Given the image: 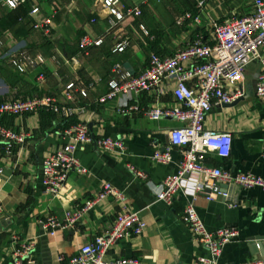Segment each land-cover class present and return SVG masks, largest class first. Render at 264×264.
<instances>
[{
	"label": "crops",
	"instance_id": "crops-1",
	"mask_svg": "<svg viewBox=\"0 0 264 264\" xmlns=\"http://www.w3.org/2000/svg\"><path fill=\"white\" fill-rule=\"evenodd\" d=\"M122 1L126 5H142L144 15L147 10L155 9L158 12L154 10L156 18L150 23L142 21L144 28L140 23L135 29L126 24V27L110 31L117 22L115 19L111 22L102 10L100 0H39L40 12L36 16L53 21L51 36L32 30L40 35V42H35L29 30L24 37L12 34L11 30L18 29L21 23L8 29L0 27V35L6 39L4 42L12 43L8 47L4 44L5 57L2 60L20 48L26 49L33 59L38 56L45 59L21 76L20 90L0 76V98H8L12 95H9L10 91H14L15 96L19 92L17 95L22 97L55 94L63 102L66 85L74 82L72 105L80 108L72 119H62L48 110L1 117L5 125L25 129L30 136L24 144L15 146L12 154H6L4 143L0 141V198L3 202L0 264H13L16 247L29 240L35 241L32 254L35 264H68L83 245L111 227L122 210L123 201L116 197L101 201L75 227L61 230L54 236L45 232L41 221L50 215L62 216L66 210L100 192L105 182H111L122 191L128 207L138 211L148 223L142 235L127 237L114 244L105 256L107 260L135 258L138 264H197L199 257L207 255L204 246L181 219L191 198L187 193L193 192L199 175L185 176V192L183 189L177 194L172 205L156 200V190L165 176L176 171L182 161L183 149L174 147L173 161L169 164L155 163L151 155L156 149L164 150L170 146L169 131L179 122L168 117L150 120L142 113L128 115L118 112V106L137 102L133 94H121L106 104H99L97 99L106 92L115 63L120 62L135 73H141L148 66L152 53L170 55L191 42L199 30L203 31L205 40L208 39L211 33L204 24L231 14H248L253 10L254 0H206L205 8L201 10L204 24L199 28L191 24L183 27L175 24L174 9L164 12L155 8L163 0ZM196 1L184 2L183 7L191 10ZM9 10L1 13L0 18ZM157 15L160 17L158 21ZM93 18L96 19L94 23ZM127 21L124 19L122 25ZM87 34L103 37V42L81 52L80 39ZM134 35L137 43L130 44L129 37ZM125 41L127 46L123 51L115 50ZM260 70L258 61L249 64L242 82L244 95L230 105L213 107L205 120V127L233 135L231 155L221 159L211 153L210 162L234 173L251 172L264 178V98L256 95ZM82 89L87 95L81 94ZM139 100L145 108L156 101L153 93L144 94ZM159 102L172 105L175 99L169 93ZM78 120L88 122L96 140L105 136L123 138L128 154L122 157L106 152L94 140L83 145L77 150V156L88 172L71 174L66 187L54 197L42 185V161L51 152L62 148L64 129ZM128 164L144 172L146 178L134 177ZM223 189L229 192L226 199L218 196L208 200L199 196L195 202L210 230L223 227L238 230V235L224 247L220 260L243 264L264 258V188L245 189L224 184ZM254 237H263L262 247L252 251L249 240Z\"/></svg>",
	"mask_w": 264,
	"mask_h": 264
},
{
	"label": "built area",
	"instance_id": "built-area-1",
	"mask_svg": "<svg viewBox=\"0 0 264 264\" xmlns=\"http://www.w3.org/2000/svg\"><path fill=\"white\" fill-rule=\"evenodd\" d=\"M24 0H4L14 9ZM102 10L115 20L128 17H141L140 5H126L122 0H100ZM206 0H197L194 10H185L176 20L178 26L203 25L201 10ZM38 5L32 7L29 16L34 20V29L51 36L53 21L50 18H37ZM143 28L144 26L141 25ZM211 33L205 40L203 31H198L191 42L177 48L170 55L152 53L148 66L135 73L122 63H115L112 78L106 92L97 101L106 104L121 94H133L137 102L128 106H118V112L128 115L144 114L150 120L164 117L173 118L178 126L169 131L170 146L164 150L156 149L151 159L158 164L173 161L174 147L183 149V159L174 172H169L156 190V200L172 205L177 194L184 189V178L188 174H198L199 180L193 192L187 193L191 198L184 207L181 219L189 227L194 238L207 251V255L198 258L197 264H234L220 260L224 247L238 235L233 227L210 230L201 218L196 200L204 196L213 200L218 196L229 197L223 189L224 184H235L245 189L264 188V178L251 172L234 173L208 160L211 153L225 159L231 155L233 135L230 132L209 130L205 120L217 105L232 104L244 95L242 82L250 63L258 61L261 70L258 75L256 95L264 98V0H254L253 10L244 15L231 14L214 18L204 24ZM103 37L95 38L89 34L80 39L79 48L86 52L90 46L100 45ZM127 42L119 43L115 50L123 51ZM5 57L4 42L0 38V60ZM38 60V61H37ZM43 56L33 59L26 49L12 56L11 63L21 72L34 68L44 62ZM64 101L55 94H38L31 97L12 95L0 100V141L4 143L6 154H12L15 146L22 145L30 133L25 129H15L5 125L1 117L5 115L22 116L42 110L51 111L62 119H72L80 108L72 105L75 83L66 85ZM82 95H87L85 89ZM153 93L155 102L150 107L141 106L140 98ZM171 93L175 99L172 105L159 104L160 99ZM64 145L47 155L42 161L41 181L44 189L54 197L66 187L71 174L84 175L88 168L77 156V150L90 143L93 138L89 124L78 120L70 123L63 131ZM98 146L122 157L128 154L125 140L120 137L105 136L96 140ZM264 158V150H263ZM136 178H146V174L136 166L127 165ZM185 192V189H184ZM116 197L123 206L111 227L103 234L97 235L91 242L83 245L68 264H138L135 258L107 260L109 249L117 242L131 236L142 235L148 227L146 220L138 211L131 210L126 204L122 191L117 190L111 182H105L100 192L89 197L62 216L50 215L42 220L45 232L56 235L59 231L75 227L83 216L101 201ZM3 202L0 198V212ZM16 241V240H15ZM35 241L21 242L13 254V264H35L33 249ZM243 264H264V258L252 259Z\"/></svg>",
	"mask_w": 264,
	"mask_h": 264
},
{
	"label": "rangeland",
	"instance_id": "rangeland-1",
	"mask_svg": "<svg viewBox=\"0 0 264 264\" xmlns=\"http://www.w3.org/2000/svg\"><path fill=\"white\" fill-rule=\"evenodd\" d=\"M189 0H163V1H160V6H158V5H155V8L156 9H158L159 11L161 10V9H163L164 10V12L165 11H172L173 9H174V11H175V15H176V17H175V19L177 20V18L186 10L184 7H183V3L184 2H188ZM24 2H30L31 3V5H32V7H34V6H36L37 4H39V0H24ZM23 2V3H24ZM151 2H153V0L151 1ZM166 2V4H164ZM149 6H151V5H149ZM7 8H10V7H8V5L6 4V3H4V0H0V16L4 13V11L5 10H7ZM150 8V7H149ZM181 8H183V9H181ZM148 9V8H147ZM155 9H152V10H147V14L146 15H142L140 18H138V17H128V18H126V19H128V23H123V25H122V22L124 21V19H122V20H115V22H117L116 23V25H114V26H109L111 29H109L110 31L112 30V29H116V30H119L120 28H122L123 26H125L126 27V24H129L130 26H131V28H133V29H135V27H136V25L138 24V23H140L139 25H143V23H142V21H145L146 23H150V20L151 19H155L156 17H155V15H154V12L156 11H154ZM157 12V11H156ZM2 13V14H1ZM158 13V12H157ZM160 13H162V12H160ZM163 14V13H162ZM108 17H110L111 18V22H112V20L113 19H115V17H112V16H109V15H107ZM158 20H160V17L157 15V21ZM176 20H175V24H177L176 23ZM93 23L94 22H96V19H92L91 20ZM144 22V23H145ZM148 25V24H147ZM19 26V28L18 29H15V28H13L11 31H12V34L14 35V34H16V35H18L19 37H24V36H26L27 35V31L29 30V31H31V34H33V40L35 41V42H40V38L38 37V36H40L39 34H37L36 32H34L33 31V33H32V30H35L34 29V20L33 19H30V20H27V21H25V22H21V24L20 25H18ZM145 29L147 30V28H146V26H145ZM0 33H2V32H0ZM4 35V34H3ZM18 37V38H19ZM0 38L3 40V42H4V40H6V39H4V37H2V35H0ZM136 42L137 43V37H136V35H134V36H132V38L131 37H129V42H130V44H133V42ZM4 44H5V46L6 47H8L9 45H11V44H9L8 43V40L6 41V43L4 42ZM21 50H23V48H20V49H17V50H15V51H12L11 52V55H9L8 56V58L7 59H5V60H0V76H3V77H5V78H7L8 79V81L10 82V84L12 85V86H15L18 90H20L19 89V87H18V85H19V83L21 82L20 80H21V76L23 75V74H26L28 71H29V69L27 68L25 71H23V72H21V71H19L12 63H11V59H12V56L13 55H15V54H17V53H19ZM5 51V50H4ZM155 53V52H154ZM11 64V65H10ZM6 67V68H5ZM8 68V69H7ZM8 71H7V70ZM19 73V74H18ZM9 77H11L10 79H9ZM15 87H13V88H15ZM11 90H13V89H11ZM13 92L14 91H10V93H9V95L12 93V95H14L13 94ZM19 95V92L18 93H16V97H22V96H18ZM11 95V96H12Z\"/></svg>",
	"mask_w": 264,
	"mask_h": 264
},
{
	"label": "trees",
	"instance_id": "trees-1",
	"mask_svg": "<svg viewBox=\"0 0 264 264\" xmlns=\"http://www.w3.org/2000/svg\"><path fill=\"white\" fill-rule=\"evenodd\" d=\"M197 2V1H196ZM142 8V15L144 13V7L140 5ZM32 8V5L30 2H24L20 4L18 7L14 9H10L6 15L0 18V27L1 29H8L14 25H18L21 22H25L27 20L32 19L29 16V12ZM192 10L196 11L195 5H192ZM5 98H0V100H3Z\"/></svg>",
	"mask_w": 264,
	"mask_h": 264
},
{
	"label": "water",
	"instance_id": "water-1",
	"mask_svg": "<svg viewBox=\"0 0 264 264\" xmlns=\"http://www.w3.org/2000/svg\"><path fill=\"white\" fill-rule=\"evenodd\" d=\"M224 105H230V104H224ZM92 138H93L94 141H96L95 136H92ZM262 239H263V237H254V238L249 240L250 243H251L250 244V248H251L252 251L253 250L255 251L257 249H261V247H262V243H261Z\"/></svg>",
	"mask_w": 264,
	"mask_h": 264
}]
</instances>
